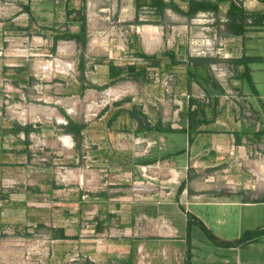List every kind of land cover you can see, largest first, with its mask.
<instances>
[{"label":"crops","instance_id":"obj_1","mask_svg":"<svg viewBox=\"0 0 264 264\" xmlns=\"http://www.w3.org/2000/svg\"><path fill=\"white\" fill-rule=\"evenodd\" d=\"M28 7L31 24L37 23L31 13L36 7L50 15L52 42L53 36L68 32L59 29L57 12L74 26V32L78 29L74 20L86 9L82 0L51 1L46 9ZM232 40L227 47L229 59H223L236 72L231 86L203 78L191 82L188 92L182 63L176 69L181 74L178 90L187 93L188 100L178 121L167 123L152 112L155 103L148 112L139 108L148 123L159 122L171 131L140 132L131 116L138 106L130 105L129 99L113 106L108 132L101 133L97 121L84 120L82 152L75 153V162L81 163L75 169L81 168L82 173L69 172L63 185H58L47 164L22 166L31 183L25 186L27 191H21L19 205L44 201L39 204L45 209L29 208L34 216L46 215L45 221L38 218L34 224L74 237L51 240L50 263L64 264L69 256H81L82 264H264V26ZM242 56L250 58L246 64L249 80L241 78L242 66L233 63ZM187 57L214 59L207 70L211 76L216 62L213 55L197 53L176 59L186 62ZM188 110L192 113L189 132ZM3 124L7 126L4 130H10L0 133L3 174L10 166L3 156L16 153L27 159L28 151L32 163L31 145L52 147L54 143V126L32 124L34 131L26 146L25 134L13 133L15 123ZM11 138L15 147H5ZM71 179L77 186L67 188ZM6 190L3 186L0 196L7 202L12 194ZM81 213L82 219H93L90 231L95 237L109 229L110 238L104 242L86 239L83 230L69 226ZM254 233L240 244H218Z\"/></svg>","mask_w":264,"mask_h":264},{"label":"rangeland","instance_id":"obj_2","mask_svg":"<svg viewBox=\"0 0 264 264\" xmlns=\"http://www.w3.org/2000/svg\"><path fill=\"white\" fill-rule=\"evenodd\" d=\"M51 1L58 3L60 0H0V133L10 131L4 130L7 127L4 122L22 126L42 122L54 126L52 147H29L34 154L32 163L16 153L3 156L10 166L4 172L6 174L0 168V189L4 186L7 193L12 194V200L8 197L6 202L0 196V264H56L50 263L53 245L50 237L58 230L56 228L52 232L46 230V226L37 228L34 221H39L38 218L45 221L46 215L34 216L29 209L42 208L39 203H46L34 199L26 205H19L17 199L31 183L30 174L23 171L24 165L35 167L47 164L58 185H63V177L68 176L69 172L82 173L81 168L71 167L76 164L75 153L82 152V145L81 151H77L72 137L61 133L59 126L67 122L62 111L76 122L97 121L100 124L98 130L102 133L108 132L107 120L115 111L113 103L130 99V105L134 102L147 112L152 110L155 103L152 112L160 114L167 123L174 124L188 100L187 93L178 90L180 72L176 73V69L171 72L159 71L154 67H147L140 80L127 78L107 88H89L79 94L80 51L74 41H58L54 48L50 23L47 21L50 15L44 10H37L38 7L31 12L37 23L31 24L28 20V6L40 5L46 9ZM174 1L182 10L185 9V0ZM237 2L250 15H264L263 0ZM82 3L86 7L84 14L88 35L84 53V84L97 87L106 85L107 61L118 66L136 65L137 68L148 65L149 62L134 57L137 48L147 55H160L168 50L174 51L177 57L197 53L213 55L216 62L214 70L210 72L212 79L218 80L225 88L231 86L230 79L236 72L223 62V59H229L228 42L233 41V37L225 35L223 24L227 3L220 2L215 14L199 13L191 20L169 9L163 18L156 17L152 10L144 7L138 14L140 24H134V0H82ZM251 17L248 21H251ZM56 19L61 23L59 29L72 32L74 26L64 22L62 13L57 12ZM134 35L135 41L132 39ZM261 54L264 56V51ZM164 63L165 60L162 61ZM105 107L109 110L101 117L99 113ZM4 144L5 147L7 144L15 147L16 142L11 138ZM106 177L103 176L104 179ZM75 186V179L67 184V188ZM69 226L78 228L81 233L83 230V238L86 239L104 242L111 235L107 229L103 236L95 237L90 231L94 226L93 219H82V213L71 219ZM67 259L70 260L64 264L83 263L81 256H69Z\"/></svg>","mask_w":264,"mask_h":264},{"label":"trees","instance_id":"obj_3","mask_svg":"<svg viewBox=\"0 0 264 264\" xmlns=\"http://www.w3.org/2000/svg\"><path fill=\"white\" fill-rule=\"evenodd\" d=\"M264 1V0H263ZM186 7L182 10L174 0L165 1V0H134V10H135V17H134V24H140L138 21L139 12L142 8L148 7L152 10L153 14L156 17L163 18L165 16V12L169 9L176 14H180L181 16L185 17L187 20L193 19L199 13H216L219 10L218 4L220 2L227 3V9L224 15V27H225V35L230 37H244L251 28L256 26H264V15L255 14L250 15L237 0H185ZM26 12L30 15L29 7L26 8ZM249 16L251 17V21H248ZM74 22L78 23V29L74 32H67L63 34H57L53 36V47L55 48L58 41H74L76 47L80 51V56L78 60V70L80 71V87H79V94H82L86 89L95 88V89H103L107 88L110 85H113L119 81L126 80L127 78H131L133 80H140V76L145 75L147 67H154L158 70H166L172 71L177 69L179 65L182 64V61L176 59L175 52L172 50L164 51L160 53V55H147L141 50L135 48L134 57L139 58L143 61L149 62L148 65L144 66L143 68H137L136 65H126V66H118L115 65L112 61H107L106 65L108 68L107 79L108 82L103 87H97L91 84H84V67H85V57L84 53L87 48L88 44V35H87V21L84 12L80 13L77 19ZM28 28V27H26ZM18 29V28H17ZM20 29V27H19ZM26 30V29H23ZM134 41L136 40V35L132 38ZM103 60H106L103 59ZM165 60V65H162V61ZM250 58L242 56L240 59L234 60L233 63L238 66H242V73L241 78L246 77L249 80V74L247 69V62H249ZM214 59H197L192 57H187L185 63V75L187 77V91L190 92V83L197 82L199 79H208L212 80V77L208 75V67L209 63L213 62ZM215 83V82H213ZM215 87L218 88L219 86L215 84ZM222 92V90H220ZM129 101V99H124L122 101L113 103V106H119L125 102ZM193 101L189 100V106ZM109 110L108 107H105L99 115H103L105 112ZM63 116L66 119V124L59 126V129L62 130L61 133L63 135H69L72 137L73 141L75 142V148L77 151H81V145L83 142V131L86 129V124L83 122H76L66 115ZM119 114V113H118ZM191 112L188 110L187 117H188V132L190 131V121H191ZM131 116L135 118L137 121L138 128L140 132H163V131H171L169 126L165 129L162 128L161 123H155L151 125L147 122L146 116L141 112L139 108H133L131 112ZM143 122V123H142ZM110 125V120L108 121ZM34 131L32 125H26L21 127L19 125H15L13 133L23 132L25 134V145L28 146L29 142L27 137L30 132ZM181 131H185L184 127ZM79 153V152H77ZM27 159L30 160L31 155L28 151H26ZM81 163L72 164L71 167H80ZM189 225V223H188ZM42 225H37V228H42ZM100 230V228H98ZM264 233V232H262ZM254 234H247L244 235L241 239L237 240L233 243H222L218 242V244L222 245H234L246 242L247 240L251 239ZM207 235L213 240L217 242L216 239L210 234ZM74 238V237H73ZM72 237L66 236L62 230H58L57 234H54L50 237L51 240H67L73 239Z\"/></svg>","mask_w":264,"mask_h":264},{"label":"bare ground","instance_id":"obj_4","mask_svg":"<svg viewBox=\"0 0 264 264\" xmlns=\"http://www.w3.org/2000/svg\"><path fill=\"white\" fill-rule=\"evenodd\" d=\"M66 68H67V66H66ZM66 141H68L67 139H65ZM70 145V142H68V146Z\"/></svg>","mask_w":264,"mask_h":264}]
</instances>
